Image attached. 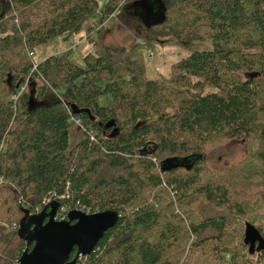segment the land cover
I'll return each instance as SVG.
<instances>
[{
    "label": "trees",
    "instance_id": "1",
    "mask_svg": "<svg viewBox=\"0 0 264 264\" xmlns=\"http://www.w3.org/2000/svg\"><path fill=\"white\" fill-rule=\"evenodd\" d=\"M128 6L158 37L208 45L165 80L149 78L144 44L34 62ZM233 140L243 160L211 170L209 151ZM0 182V264L32 248L25 211L61 196L121 214L77 264H264V0H0Z\"/></svg>",
    "mask_w": 264,
    "mask_h": 264
},
{
    "label": "rangeland",
    "instance_id": "2",
    "mask_svg": "<svg viewBox=\"0 0 264 264\" xmlns=\"http://www.w3.org/2000/svg\"><path fill=\"white\" fill-rule=\"evenodd\" d=\"M104 1L102 0V3ZM130 9L128 6L120 10L105 23L100 32L94 30L88 33L85 28L78 34H64L49 41L31 55L34 62L38 63L52 55L68 54L70 60L83 65L87 55L102 54L106 47L130 49L136 44H144L152 47L144 52L149 78L165 80L171 77L174 64L208 45L198 41L186 42L174 37H158L154 29L150 25L147 26L146 18L139 13V8L134 10V14ZM140 9L142 12L150 10L157 13L160 7L157 2L152 1L143 4ZM149 18L152 22L153 18L151 16ZM94 21L95 19L90 20L89 24H94ZM102 104L105 102L102 101ZM78 122L80 121L76 120L75 125L70 129L72 145L83 139V132ZM244 145L242 140H233L214 146L209 151L208 167L213 171H219L228 165L238 164L245 156Z\"/></svg>",
    "mask_w": 264,
    "mask_h": 264
},
{
    "label": "water",
    "instance_id": "3",
    "mask_svg": "<svg viewBox=\"0 0 264 264\" xmlns=\"http://www.w3.org/2000/svg\"><path fill=\"white\" fill-rule=\"evenodd\" d=\"M60 203L53 201L41 212L25 216L20 221L18 235L27 243L19 264H77L90 256L105 234L120 219V212L107 210L88 215L71 210L68 220L58 221ZM76 251V256L72 254Z\"/></svg>",
    "mask_w": 264,
    "mask_h": 264
},
{
    "label": "built area",
    "instance_id": "4",
    "mask_svg": "<svg viewBox=\"0 0 264 264\" xmlns=\"http://www.w3.org/2000/svg\"><path fill=\"white\" fill-rule=\"evenodd\" d=\"M22 90H24V88L22 89ZM80 122H78V124H79ZM63 197L61 196V197H57L55 200H53L52 198H47L44 202H45V204H46V206L47 205H49L50 203H52L53 201H57V202H59L60 203V200L62 199ZM75 210H79V211H82L83 213H85V214H88V215H93V214H97V213H99L98 211H92V210H90V209H85V208H77V209H75ZM42 210H39V212H41ZM38 212V213H39ZM70 212V210L68 209V207H66V206H61L60 205V208H59V210H58V213H57V215H56V220H58V221H66V220H68V213Z\"/></svg>",
    "mask_w": 264,
    "mask_h": 264
},
{
    "label": "flooded vegetation",
    "instance_id": "5",
    "mask_svg": "<svg viewBox=\"0 0 264 264\" xmlns=\"http://www.w3.org/2000/svg\"><path fill=\"white\" fill-rule=\"evenodd\" d=\"M147 24H148V22H147ZM147 26H149V25H147Z\"/></svg>",
    "mask_w": 264,
    "mask_h": 264
}]
</instances>
